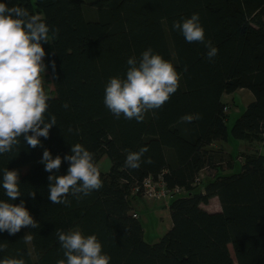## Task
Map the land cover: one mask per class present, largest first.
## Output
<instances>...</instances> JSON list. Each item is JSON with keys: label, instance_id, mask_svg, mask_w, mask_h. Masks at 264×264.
<instances>
[{"label": "trees", "instance_id": "1", "mask_svg": "<svg viewBox=\"0 0 264 264\" xmlns=\"http://www.w3.org/2000/svg\"><path fill=\"white\" fill-rule=\"evenodd\" d=\"M0 2L27 8L49 26L50 44L43 45L47 69L41 76L49 96L45 118L57 120L49 138H40L42 146L33 149L21 137L11 152L0 154V179L5 168L19 172L21 196L12 203L25 201L39 224L15 235L0 231V244L6 245L0 259L57 264L65 257L56 230L78 228L97 236L110 264H264V0ZM195 13L205 42L218 49L211 61L205 44L188 43L173 28ZM149 48L174 65L179 88L142 122L117 119L104 104L106 85L112 77L126 78L127 60H139ZM240 90L254 99L231 126L232 137L247 146L238 156L240 170L230 172L233 157L215 144L229 139V105ZM188 114L200 118L182 122ZM75 144L93 153L99 167L107 157L110 168L100 167L99 190L79 199L69 193V205L53 204L48 177L66 175L69 164L46 172L43 152L64 157ZM141 147L148 148L141 166L126 168L125 150ZM201 171L208 173L197 183ZM161 175L185 192L169 202L172 227L149 243L143 223L133 216L140 213L135 203L142 197L133 188ZM215 197L221 209L212 212L204 206ZM7 199L0 188V200ZM27 233L32 239L25 243Z\"/></svg>", "mask_w": 264, "mask_h": 264}, {"label": "clouds", "instance_id": "2", "mask_svg": "<svg viewBox=\"0 0 264 264\" xmlns=\"http://www.w3.org/2000/svg\"><path fill=\"white\" fill-rule=\"evenodd\" d=\"M173 28L182 33L186 42L205 44L210 61L218 54L211 41L205 42V30L198 13L182 22H174ZM49 34V26L40 15L31 14L19 5L9 7L0 2V154L11 152L19 145L21 137L33 149L42 146L40 138H49L50 130L57 125L54 115L48 120L45 118L49 96L41 76L47 69L43 45L50 44ZM127 64L126 78L109 79L104 104L117 119L123 115L125 119L142 122L147 112L160 109L178 90L180 74L170 61L155 54L151 48L145 50L139 60L135 56L129 58ZM51 67L55 71V61ZM64 107L68 108V104ZM199 118V115L188 114L181 117V121L191 123ZM125 151V167L137 169L148 148L141 147L138 152ZM64 162L69 164L66 175L48 177V199L53 204L69 205V193L79 199V194L86 196L103 186L94 154L81 144L72 145L71 154L64 157L53 158L51 151L45 149L40 161L49 173L58 172ZM145 162L151 163V160ZM19 184L17 170L3 169L0 188L8 199L0 200V231L10 235L17 234L22 228L39 226L25 201L19 205L12 203L21 196ZM30 196L35 199L36 192ZM55 234L65 257L57 264H110L111 258L103 253L96 235L85 236L78 228L68 232L57 229ZM31 239L27 233L23 241L27 243ZM5 249L6 245L0 244V251ZM0 264H25V261L5 257L0 259Z\"/></svg>", "mask_w": 264, "mask_h": 264}, {"label": "rangeland", "instance_id": "3", "mask_svg": "<svg viewBox=\"0 0 264 264\" xmlns=\"http://www.w3.org/2000/svg\"><path fill=\"white\" fill-rule=\"evenodd\" d=\"M86 1L91 2L92 0H86ZM47 83L51 84L50 81ZM49 88L47 90L48 92L50 91ZM249 93L251 95L250 91ZM250 95L248 94L247 91H242L241 94H237L236 96L234 95L235 97L234 108L232 109V112L228 111V113H231L229 114V118H228L229 120L227 122V125L229 127V130H228L229 139L227 142L226 141L220 142L221 144L218 142L215 144V146L221 147L223 150L225 148V150L228 151L233 157V161L235 164L230 169V172L240 170V162H239L238 156H240L241 153L245 152L246 146H247V142L236 140L232 137L231 135L232 127L231 126H232V123L236 120V118L241 113L242 109H244L245 106L248 104L249 98L251 97ZM100 167L106 170L110 168V161L107 157L105 158L103 157ZM161 177L163 176L162 175L159 176V178ZM159 178L157 180H153L157 188H163V189H169V190L181 188L180 186H169L165 178H162V180H160ZM202 188L203 186H201V189ZM133 189H134L133 194L137 195L136 188H133ZM181 189H182V192L180 194L185 192L183 187ZM175 195H178V194H175ZM172 197H174L172 196V194L171 196H167V197H150L144 194L143 197H141L140 200H138L135 203L136 211L140 212L138 215V218H140L141 222L143 223L145 241L149 243L157 242L159 238L167 231L166 229L167 226L169 228L172 227V223H170L172 221L170 217L171 214H169L168 212L170 211L169 202L171 201ZM134 199L135 198H133V200ZM153 201H159V202H153ZM204 207L208 209L209 211L213 212V211H217L220 209V204L217 198H213L211 199L209 204L205 205ZM165 210H168V211H165ZM162 214L165 220L162 219Z\"/></svg>", "mask_w": 264, "mask_h": 264}, {"label": "built area", "instance_id": "4", "mask_svg": "<svg viewBox=\"0 0 264 264\" xmlns=\"http://www.w3.org/2000/svg\"><path fill=\"white\" fill-rule=\"evenodd\" d=\"M159 179L162 180V177ZM203 179H204L203 171H201L199 173V175L196 177L195 181L197 183H199V182L203 181ZM153 180H155V179L152 177L145 178L141 182V184L136 187V192L140 193L142 197L144 194L147 196H150V197H167V196H171V194L173 196L175 194H180L182 192L181 188H177V189H173V190L157 188L155 186ZM138 215H139L138 213L133 212V216L135 218H138Z\"/></svg>", "mask_w": 264, "mask_h": 264}, {"label": "crops", "instance_id": "5", "mask_svg": "<svg viewBox=\"0 0 264 264\" xmlns=\"http://www.w3.org/2000/svg\"><path fill=\"white\" fill-rule=\"evenodd\" d=\"M242 91H247V90H240V91H238V93L241 94ZM248 94L250 95L249 92H248ZM250 96H251V97H250L251 100L254 99L252 94H251ZM251 100H249V101H251ZM229 108H230V110H231V109L234 108V106L231 105ZM211 170H212V169H211ZM207 173H208L207 171H203V176H204V178H206ZM215 198H217V197H215ZM217 200L219 201L218 198H217ZM210 201H211V200H210ZM153 202H159V201H153ZM219 204H220V202H219ZM160 205H161V204H160ZM220 209H221V205H220ZM220 209H219V210H220ZM165 211H168V210H165ZM217 211H218V210H217ZM168 212H169V214H170V211H168ZM160 214H161V213H160ZM170 217H171V215H170ZM162 219L165 220L163 214H162ZM171 220H172V219H171ZM170 223H172V221H171ZM170 228H171V227H170ZM170 228L167 226V228H166L167 231H168ZM164 234H165V233H164ZM159 239H160V238H159Z\"/></svg>", "mask_w": 264, "mask_h": 264}]
</instances>
